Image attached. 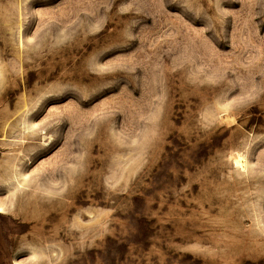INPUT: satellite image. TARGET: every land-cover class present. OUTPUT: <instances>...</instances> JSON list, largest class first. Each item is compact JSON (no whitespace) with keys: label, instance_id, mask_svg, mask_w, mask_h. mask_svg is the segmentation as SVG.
Listing matches in <instances>:
<instances>
[{"label":"rangeland","instance_id":"obj_1","mask_svg":"<svg viewBox=\"0 0 264 264\" xmlns=\"http://www.w3.org/2000/svg\"><path fill=\"white\" fill-rule=\"evenodd\" d=\"M0 264H264V0H0Z\"/></svg>","mask_w":264,"mask_h":264},{"label":"bare ground","instance_id":"obj_2","mask_svg":"<svg viewBox=\"0 0 264 264\" xmlns=\"http://www.w3.org/2000/svg\"><path fill=\"white\" fill-rule=\"evenodd\" d=\"M236 157V159H238L240 156H235ZM240 159V158H239ZM237 161H239V162H241V160H237ZM240 164H242V162L240 163Z\"/></svg>","mask_w":264,"mask_h":264}]
</instances>
